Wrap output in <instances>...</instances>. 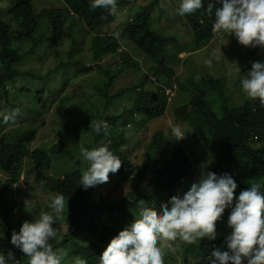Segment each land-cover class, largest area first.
<instances>
[{
  "label": "trees",
  "instance_id": "trees-1",
  "mask_svg": "<svg viewBox=\"0 0 264 264\" xmlns=\"http://www.w3.org/2000/svg\"><path fill=\"white\" fill-rule=\"evenodd\" d=\"M2 1L12 4L8 9L7 19H0V62L3 67L0 71V110L3 111V115L0 116V173L5 175V181L0 186V254L12 251L19 262L28 261L25 254L10 242L12 232L14 230L18 232L23 222L21 216L14 214V205L7 196L13 184L20 183L27 164L36 168L39 178L47 189L63 194L69 203L67 224L74 230L65 234L62 239L51 242L54 248L68 253L62 264H74L77 258L86 260L87 264H99V257L110 240L136 218L137 202L144 200L145 206L152 207L159 213L162 206L167 204L172 196L178 194L183 178L190 173L192 167L189 155L183 146L174 140L171 133L166 135L158 131L147 144L145 159L137 170L129 153L124 151L127 137L123 133L114 136L111 130V126L117 125L120 120L126 124L134 121V115L137 114L153 120L164 116L167 112L168 100L165 88L174 83L172 79L174 71L165 63L169 39L151 26V9L159 0H151L141 5L131 18H123L119 32L114 34L104 32L102 28L121 22L120 13H126L125 9L131 5L132 0H118L115 14L102 8L93 10L90 0H61L64 7H51L44 14L48 20L45 32L38 31L40 17L35 11L34 0H0V4ZM210 2L211 0H204L200 11L187 15L189 23L197 34V48L207 45L212 40L215 8L222 7L217 0H212L214 6L209 12L207 6ZM75 20H81L83 31L92 36L91 50L94 64L88 68L84 66L85 70L89 73L97 68L108 77L107 83L99 87L107 98V102L103 105L104 110L115 99L108 97L107 90L113 85L116 73L105 69L100 61L103 57L111 55L119 60L120 73L129 68L140 67V62L127 47L131 42L147 54L155 73L163 72L167 76L166 80L161 79L155 88L139 91L138 88H143L150 82L149 75L146 74L133 87L122 89L117 93L116 96L118 94L122 96L126 91H136L138 94L126 119H124L125 114L113 116L102 114L98 108L92 112L85 110L86 108L81 105L67 104L71 96H64L57 104L58 112L62 116L66 114L71 116L75 113V107L80 113L78 120H61V128L71 131L66 135L71 138L72 143L67 144L62 140L49 149L47 147L31 149L30 145L37 136V130L33 127H14L17 116L14 121L5 119L15 111V99L13 100L8 82L12 81L15 84L19 76H38L34 70L18 69L16 64L24 57L35 54L39 48L60 59L53 68L40 77L43 79V86L37 89L35 100L33 99L35 102L30 100L28 95H32L34 90L26 86L19 90L25 93L31 107L34 108L36 103L33 116L41 115L54 101L53 97L57 94V89L64 86L58 82L56 76L53 77V73L71 63L75 66L80 64L78 60L72 59L75 47L79 44ZM12 23H15V27ZM66 41L70 42L71 49L64 56L61 48ZM26 42L30 43L28 47H25ZM63 57L68 60L65 61ZM177 60H181V57L178 56ZM250 69L251 67H246L244 72L247 73ZM158 79L160 80V77ZM179 85L181 89L190 93L191 99L176 108V115L199 136L205 152L211 154L214 160L213 171L218 175L229 173L234 176L238 184L235 196H238L241 190L256 184L253 181L264 186V106L258 100L249 99L239 105H230L228 87L222 77L205 76L190 79L186 84ZM20 92L16 93L17 97H20ZM25 95L23 96L26 98ZM209 95L213 96L212 101ZM101 119L108 124L107 136L103 132L97 135L94 131L95 123ZM6 124L11 125L10 128L4 129ZM82 127L91 132L87 141L79 139V130ZM103 143H107L110 150L122 161L120 169L115 174H110L125 180L130 178L136 180L134 190L129 191L117 202H108L97 193L96 188L101 184L87 190L78 186L82 171L88 167L87 161L80 155V146L92 149ZM59 159H63L65 164L57 166L54 161ZM230 167L242 168L243 176L231 173ZM50 169L52 176L47 172ZM25 172L28 175L29 172L26 170ZM61 175L63 180L59 177ZM144 181L146 184L141 189ZM229 212L230 210L226 209L222 219L217 222L216 240L209 241L204 238L194 244L184 245L183 258L189 256L190 264H202L203 260L211 256L213 250L219 248L221 251L228 250L225 237L231 231L227 226ZM82 232L89 234L91 240L85 242L81 237ZM170 255L164 259V264H168L171 260ZM8 264L12 262L9 261Z\"/></svg>",
  "mask_w": 264,
  "mask_h": 264
},
{
  "label": "rangeland",
  "instance_id": "rangeland-1",
  "mask_svg": "<svg viewBox=\"0 0 264 264\" xmlns=\"http://www.w3.org/2000/svg\"><path fill=\"white\" fill-rule=\"evenodd\" d=\"M151 0H132V3L127 9L126 13L121 14V22L106 25L103 27L104 32L111 34L118 33L121 28L123 18L129 19L135 15L140 9L141 5H144ZM12 2L2 1L0 4V19H7L8 9L11 7ZM35 11L40 17V24L38 31L45 32L48 26V20L44 17V14L48 9L64 7L65 5L61 0H34ZM180 6V0H159L151 9V26L160 34L166 36L169 39L167 44V60L168 67L173 69V78H176L178 89L173 100L168 103L167 112L162 117H157L153 120H148L142 117L140 114L134 115L135 120L126 124L123 120H120L117 125L111 126V130L114 136L124 134L127 137V143L124 146V151L129 153L130 158L137 166V170L140 169L146 154L147 144L152 140L153 135L162 131L164 134H169L173 125L180 126L186 131L185 138L178 141L183 146L187 154L192 161V167L190 173L183 178V182L178 190V193L187 191L191 183L198 180L206 172H214V160L209 152H205L202 146V141L199 139L196 133L189 127L188 124L180 121V118L176 115V108L180 107L185 102L191 99L190 93L180 88L179 84H186L190 79H195L197 76L205 77L211 76L214 78H224L228 87L227 95L230 98V105H239L245 100H253L248 98L241 89L240 81L245 78L246 73L244 69L251 67L255 61H264V49L260 47L252 48L245 47L238 43L233 35L224 33L217 39H213L209 44H205L199 48L196 45L197 34L193 26L189 23L187 15L181 17L177 14ZM81 20H75L77 37L79 44L75 47V52L72 56L73 60H78L80 64L78 66L72 63L66 65L62 70L53 73V77H57L59 83L63 84L62 88L57 89V94L53 97L51 105L47 107L40 115L33 116L34 110H36V103L34 108L31 107V103L27 96L19 90L21 87L26 86L34 92L28 94L30 100L35 102V95L38 88L43 86V79L40 78L45 75L51 68H53L60 59H57L51 53H46L42 48H39L33 55L24 57L16 67L21 70H34L38 76L31 77H18L15 84L12 81L8 82L11 92L13 93V100L15 99V111L17 120L14 127L23 128H35L37 130V136L30 145V148L35 147H47L48 149L55 143L64 140L67 144H71V138H68L66 134L70 133L61 128V120H78L80 113L78 108L74 107L75 113L73 115H63L58 112V106L60 100L66 96H71V99L67 104L81 105L85 107V110H91L94 112L98 108L102 114L119 115L125 114V118L129 117V109L132 107L134 100L137 98L136 91H126L122 96L118 94L122 89H129L135 83L139 82L141 78L151 71L152 61L147 54L139 48L134 42L127 46L133 52L134 58L140 62V67L129 68L123 72H119L120 64L119 60H116L111 55L105 56L101 59L100 64L107 70L115 72L113 85L107 90L108 97H115L112 104L106 107L104 110L103 105L107 102V98L104 96L99 87H103L107 83L106 75L99 71L97 68L89 73L85 70L84 66L94 64L92 46V36L83 31ZM15 27V23H12ZM75 27V26H74ZM30 43L26 42L25 47H28ZM19 46V45H18ZM70 42L66 41L61 48L62 54L66 56L67 52L71 49ZM24 47V48H25ZM180 52H185L179 55ZM212 53H215L213 64L211 67L205 66L203 60L209 58ZM37 55V58H35ZM178 56L181 60H177ZM44 57V58H43ZM63 59L66 61L65 57ZM241 69V72L236 71L237 65ZM92 67V66H91ZM3 70L2 63L0 62V71ZM114 74V73H113ZM162 80H166V75L159 72ZM56 82V80H55ZM58 85V84H56ZM98 87V89H97ZM155 88L154 85L148 86ZM146 87V88H148ZM21 93L20 97H17L16 93ZM15 93V94H14ZM47 93V92H46ZM55 94V93H54ZM25 95L26 98L23 96ZM44 95H48L45 94ZM211 101L213 96L209 95ZM51 98V100L53 99ZM34 99V100H33ZM37 101V100H36ZM254 101V100H253ZM214 103V102H213ZM96 107H94V106ZM124 108L126 110L124 111ZM215 108H217L215 104ZM3 115V111L0 110V116ZM93 122L91 123V125ZM11 125L6 124L4 129L10 128ZM79 139L81 141L89 140L91 132L84 127L79 130ZM172 151V150H171ZM69 160V159H68ZM70 161V160H69ZM54 163L57 166L65 164L63 159L55 160ZM242 168L230 167V172L243 176L241 173ZM28 171V175L26 174ZM51 176L52 170L47 171ZM215 173V172H214ZM20 178V183L13 184L11 190L7 193L11 204L14 205V214L21 216V221L24 222L27 219L36 218L41 212H51L50 203L52 198L57 195L56 192L47 189L43 181L39 178L36 168L25 164L24 174ZM63 180V176H59ZM5 181V175L0 173V186ZM258 183L257 181H253ZM136 180L121 179L109 173V180L106 183L101 184L96 188L98 194L108 202H117L129 191L134 190ZM146 181L141 185V189L144 188ZM25 201H30L25 204ZM69 203L65 200V208L63 213L57 218L56 227L58 229L57 237L51 241L55 242L63 238L65 234L72 233L74 228L67 224V218L69 216ZM136 219L139 218L138 213L135 215ZM82 239L85 242L91 240L89 234L82 232ZM177 250L175 252H169L165 248L164 259L171 254V260L168 264H190L189 256L183 258V246L186 243L182 241L175 242ZM220 249V248H219ZM20 264H28V261H21Z\"/></svg>",
  "mask_w": 264,
  "mask_h": 264
},
{
  "label": "clouds",
  "instance_id": "clouds-1",
  "mask_svg": "<svg viewBox=\"0 0 264 264\" xmlns=\"http://www.w3.org/2000/svg\"><path fill=\"white\" fill-rule=\"evenodd\" d=\"M217 2L222 7L215 8L212 40L227 33L233 35L242 46L264 49V0ZM117 3L118 0H90L93 10L102 8L112 14L117 11ZM203 4L204 0H180L177 14L181 17L192 15L200 11ZM213 6L211 0L207 10L211 12ZM182 53L185 52H180L179 55ZM211 57H215V53L203 60L205 66H212ZM235 64L236 71L241 72L238 64ZM147 74L150 82L143 88H138L139 91L148 90V86H157L161 82V77L159 73H155L154 68L151 67ZM196 78L199 79L198 76ZM173 81L172 85L165 88L168 103L173 100L178 89L176 78ZM240 84L248 98L258 100L264 106V61L253 62ZM173 85L176 88L174 94L170 95L167 89ZM16 114V111L10 113L5 118L6 121H14ZM94 131L97 135L103 132L107 136V122L98 120ZM170 132L175 141L184 139L187 133L176 125L171 127ZM80 155L88 163L78 185L84 190L108 182L109 173L115 174L122 164L107 143L92 149L81 145ZM237 187L232 174L218 175L209 171L192 182L187 191L172 196L159 213L154 208L145 206L144 200H139V218H135L110 240L99 257V264H164L165 248L169 252H175L176 241L191 245L204 238L216 240V225L226 209L230 210L227 226L231 229L225 237L228 250H213L202 264H264V186L252 184L235 196ZM29 202L25 201V204ZM64 208L65 198L63 194H57L51 200L50 213L41 212L36 218L25 220L18 232H12L11 244L25 254L28 264H62L68 255L65 250L54 248L51 243L58 235L57 218ZM9 261L20 264L12 251L0 254V264H8ZM74 264H87V261L77 258Z\"/></svg>",
  "mask_w": 264,
  "mask_h": 264
},
{
  "label": "built area",
  "instance_id": "built-area-1",
  "mask_svg": "<svg viewBox=\"0 0 264 264\" xmlns=\"http://www.w3.org/2000/svg\"><path fill=\"white\" fill-rule=\"evenodd\" d=\"M219 33H216V35H218ZM176 88V85H173V87H169L167 89V93L170 94V95H173L174 94V90Z\"/></svg>",
  "mask_w": 264,
  "mask_h": 264
}]
</instances>
